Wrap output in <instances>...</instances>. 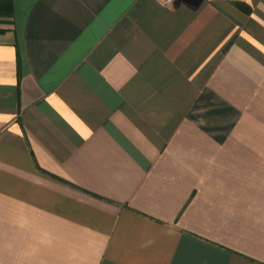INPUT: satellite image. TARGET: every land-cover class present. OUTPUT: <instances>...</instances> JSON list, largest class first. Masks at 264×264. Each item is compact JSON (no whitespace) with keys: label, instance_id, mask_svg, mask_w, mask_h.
I'll list each match as a JSON object with an SVG mask.
<instances>
[{"label":"crops","instance_id":"crops-1","mask_svg":"<svg viewBox=\"0 0 264 264\" xmlns=\"http://www.w3.org/2000/svg\"><path fill=\"white\" fill-rule=\"evenodd\" d=\"M12 7L0 264H264V0Z\"/></svg>","mask_w":264,"mask_h":264},{"label":"trees","instance_id":"trees-1","mask_svg":"<svg viewBox=\"0 0 264 264\" xmlns=\"http://www.w3.org/2000/svg\"><path fill=\"white\" fill-rule=\"evenodd\" d=\"M12 15V0H0V17H10Z\"/></svg>","mask_w":264,"mask_h":264},{"label":"built area","instance_id":"built-area-1","mask_svg":"<svg viewBox=\"0 0 264 264\" xmlns=\"http://www.w3.org/2000/svg\"><path fill=\"white\" fill-rule=\"evenodd\" d=\"M172 0H167L168 3H170Z\"/></svg>","mask_w":264,"mask_h":264}]
</instances>
